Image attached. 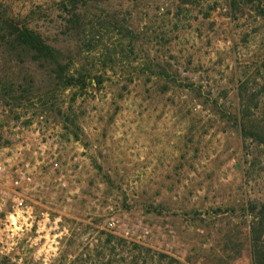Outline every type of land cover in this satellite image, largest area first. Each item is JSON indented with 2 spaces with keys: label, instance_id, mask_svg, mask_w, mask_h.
Instances as JSON below:
<instances>
[{
  "label": "rangeland",
  "instance_id": "374dc122",
  "mask_svg": "<svg viewBox=\"0 0 264 264\" xmlns=\"http://www.w3.org/2000/svg\"><path fill=\"white\" fill-rule=\"evenodd\" d=\"M260 138L264 0H0V264H253Z\"/></svg>",
  "mask_w": 264,
  "mask_h": 264
},
{
  "label": "trees",
  "instance_id": "16d2710c",
  "mask_svg": "<svg viewBox=\"0 0 264 264\" xmlns=\"http://www.w3.org/2000/svg\"><path fill=\"white\" fill-rule=\"evenodd\" d=\"M17 38L16 41L18 44L23 45L30 50H34L38 54H50L54 52V50L46 45V42L42 38V36L36 32H33L27 28L22 30H17L16 32ZM260 145H264V138H260L257 140ZM264 214V211H262ZM259 222L256 224L258 229L253 228V232L251 234V254L253 264H264V216L259 218Z\"/></svg>",
  "mask_w": 264,
  "mask_h": 264
},
{
  "label": "built area",
  "instance_id": "2783aa9c",
  "mask_svg": "<svg viewBox=\"0 0 264 264\" xmlns=\"http://www.w3.org/2000/svg\"><path fill=\"white\" fill-rule=\"evenodd\" d=\"M33 128L35 129L36 128V124L33 125ZM30 129V131H26L25 134L28 136V137H34V140H35V143H36V147L35 148V154H38L41 156L42 158V161H47V162H50L49 161V158H50V152H51V149H48L46 147V144L44 142V138L45 136L42 137V133H44V131H40V128H38L37 130L35 129ZM47 140V139H46ZM29 146V145H27ZM5 171V166H4V163L3 162H0V175H2ZM19 175V173H18ZM20 178L17 179L14 183L15 185V189H14V202L17 203L15 209L16 211L14 212L15 215L17 216H20L21 214L23 213H27L25 212L24 210V206L23 205V202H21L20 198H21V192H19L21 186H20ZM23 208V209H22ZM119 224L116 223V222H112L111 223V227L113 228H118L120 229L121 226H118ZM122 231L123 233H125L126 236H129L130 233L125 229V228H122Z\"/></svg>",
  "mask_w": 264,
  "mask_h": 264
}]
</instances>
